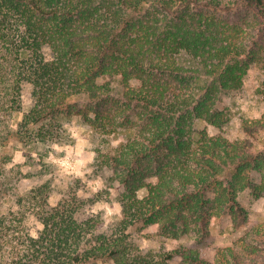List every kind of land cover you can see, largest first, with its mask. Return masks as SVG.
<instances>
[{
  "label": "trees",
  "instance_id": "trees-1",
  "mask_svg": "<svg viewBox=\"0 0 264 264\" xmlns=\"http://www.w3.org/2000/svg\"><path fill=\"white\" fill-rule=\"evenodd\" d=\"M252 66L264 72V0H0V198L21 175L6 167L5 143L58 138L45 121L79 99L104 140L132 115L141 123L116 153L99 150L100 167L124 188L120 218L106 225L101 214H84L73 187L52 207L42 185L16 211L2 212L0 202V264H264V223L213 258L183 244L144 251L128 234L144 221L167 240L202 244L211 217L231 213L236 228L247 221L237 197L262 194L252 173L261 168L254 142L264 113L244 126L249 139L198 125L229 123L218 104ZM26 87L31 103L14 129ZM260 93L264 100V84ZM30 216L42 225L36 236Z\"/></svg>",
  "mask_w": 264,
  "mask_h": 264
},
{
  "label": "rangeland",
  "instance_id": "rangeland-1",
  "mask_svg": "<svg viewBox=\"0 0 264 264\" xmlns=\"http://www.w3.org/2000/svg\"><path fill=\"white\" fill-rule=\"evenodd\" d=\"M109 81L119 92V80L113 78ZM263 84L264 72L257 66H252L247 72L242 88L226 93L218 104L219 110L229 113V123L222 129L208 127L202 123L198 128L206 129L211 136H222L230 141L249 139L244 126L252 124L264 113V100L260 93ZM23 103L24 110L20 115H16L12 122L14 129L18 128L23 113L29 109L31 99L28 87L23 91ZM85 108L86 101L79 99L58 112L54 120L45 121V123H53L54 129H58V138L54 140L45 143L34 140L32 143H27L14 135L5 143L1 153L5 156L6 167L20 171L21 177L19 176L14 183V192L10 196L0 198V202L4 203L2 212L20 209V198L42 185H47L52 207H55L62 197H68L73 187L75 193L85 202L84 214H101L106 225L120 218L122 212L120 195L124 188L112 181L111 169L100 167L99 150L103 151L101 153H116L120 144L131 140L137 129L141 127V123L137 124L136 117L132 115L131 123L104 140L90 128L87 117H91V114L86 113ZM38 129L39 127L35 130ZM81 141H84V146L77 155L76 148ZM254 144L261 168L252 173V179L254 183L262 186L263 190L261 196H256L250 190L239 193L238 204L246 211L248 217L243 226L239 228L234 226V217L231 213L211 217L208 222V236L202 244H196L193 238L185 235L177 240H167L158 225L143 221L128 230L135 245L144 251L160 252L172 251L183 244L200 249L205 255L213 258L216 249L235 246L241 238L251 232L252 228L264 223V135ZM65 149L73 150L71 157ZM66 158L70 164H78V166L75 169L65 170L56 162ZM28 225L33 236H36L42 228L33 216H30ZM91 264H111V262Z\"/></svg>",
  "mask_w": 264,
  "mask_h": 264
},
{
  "label": "clouds",
  "instance_id": "clouds-1",
  "mask_svg": "<svg viewBox=\"0 0 264 264\" xmlns=\"http://www.w3.org/2000/svg\"><path fill=\"white\" fill-rule=\"evenodd\" d=\"M83 146H84V141H81V142L77 145V148H76V154H77V155L79 154V150H80V148L83 147ZM65 151H67L68 154H69V157H71L73 150H72V149H65ZM56 162L59 163V164H61V166H62L65 170H67V169H69V168H73V169H75V167L78 166V164H77V165H72V164H70V163H69V160H68L67 158H66L65 160H63V161H56Z\"/></svg>",
  "mask_w": 264,
  "mask_h": 264
}]
</instances>
